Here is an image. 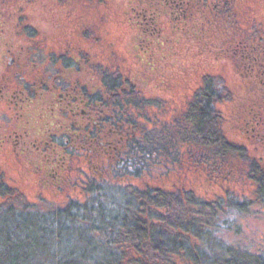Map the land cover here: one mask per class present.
I'll return each mask as SVG.
<instances>
[{"label": "trees", "instance_id": "16d2710c", "mask_svg": "<svg viewBox=\"0 0 264 264\" xmlns=\"http://www.w3.org/2000/svg\"><path fill=\"white\" fill-rule=\"evenodd\" d=\"M218 97L209 88L196 97L201 104L170 120L153 114L160 105L150 95H137L139 119L132 113L121 163L64 209L10 206L25 196L12 193L0 170V264H264L242 224L264 214V163L227 138ZM186 160L207 181L254 186L253 198L241 200L231 185L199 194L177 175Z\"/></svg>", "mask_w": 264, "mask_h": 264}, {"label": "flooded vegetation", "instance_id": "af4514ba", "mask_svg": "<svg viewBox=\"0 0 264 264\" xmlns=\"http://www.w3.org/2000/svg\"><path fill=\"white\" fill-rule=\"evenodd\" d=\"M113 1L142 51L136 78L152 81L147 69L155 63L157 47L168 42L167 18L172 24L173 17L193 50L212 53L220 65L226 64L243 78L251 95L238 105L245 112V134L264 154V42L258 46L246 35H238L229 19L231 0ZM15 22L22 25V19L13 21L12 15L0 14V169L25 172V181L54 188L75 181L74 163L81 154L90 159L87 170L83 168L86 175L92 169L96 176L103 174L105 159V169L121 163L135 113V79L97 69L80 51L69 57L44 55L24 30H12ZM223 84L206 79L187 109L201 104L196 97L209 88L220 98L223 89L230 90ZM91 162L97 163L92 169Z\"/></svg>", "mask_w": 264, "mask_h": 264}, {"label": "rangeland", "instance_id": "374dc122", "mask_svg": "<svg viewBox=\"0 0 264 264\" xmlns=\"http://www.w3.org/2000/svg\"><path fill=\"white\" fill-rule=\"evenodd\" d=\"M199 2L202 3V0H197L196 3ZM212 12L211 9L208 11L210 16ZM1 13L12 15L13 21L22 19V25L16 26V22L11 25L12 30H24V35H29L34 48L44 55L57 58L66 54L69 57L70 53L80 51L92 60L97 69L121 76L124 80L135 79L132 84L137 95H150L152 98L148 100L160 105V109L157 107L153 114L157 113L156 116L165 119L169 117L172 120L182 115L187 109V103L194 99L197 89L206 79L228 85L230 90L223 89L221 97L214 103L216 111L225 117L222 119L224 132L230 141L243 146L264 163V154L255 146L258 144L245 134V112H240L241 108H238L241 102L250 100L251 95L247 91L249 87L232 68L229 69L226 64L220 65L212 53L201 55L199 48L193 50L192 44L186 43L181 36L182 31L176 28L174 17L172 24L168 23L170 19L167 18L169 40L157 47L155 63L147 69L151 71L152 81H146L144 77L138 79L135 76L137 69H140L137 60L142 58V51L139 50L138 43L133 42L135 34L126 16L122 15L113 0H0ZM229 19L235 23L238 35H246L258 46L261 41L264 42V0H231ZM32 35L34 39L31 38ZM224 87L227 88L225 85ZM150 110L152 111V105ZM145 112L151 114L149 105ZM136 116L137 112L133 119L138 120L139 117ZM131 127L133 126L129 125L128 130ZM86 156L81 154L74 163L77 171L75 181L70 185L54 188L25 181V172L1 168L6 183L15 189L12 193L21 192L25 196L24 199H12L8 202L9 205L17 209L50 213L66 208L72 201L84 202L87 196L86 185L98 173L91 168L97 165L95 162L90 163L92 170L89 174L83 172V168L87 170L89 166L90 159ZM106 162L105 159L102 166L99 164L103 172L99 178H106L103 177L107 170L104 168ZM189 164L186 160L176 171L177 175H181L180 181L196 188L203 196L224 192L221 186L226 185L225 183L219 185L207 181L204 176L197 175L195 170L189 168ZM228 185L241 195V200L253 198L251 193L254 186L244 181L227 183L226 186ZM242 224L245 235L257 244L246 243L253 251L264 252V214L256 213Z\"/></svg>", "mask_w": 264, "mask_h": 264}]
</instances>
